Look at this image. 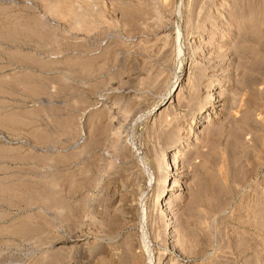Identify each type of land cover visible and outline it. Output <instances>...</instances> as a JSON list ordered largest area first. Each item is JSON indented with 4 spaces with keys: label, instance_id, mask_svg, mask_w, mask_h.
Listing matches in <instances>:
<instances>
[{
    "label": "rangeland",
    "instance_id": "obj_1",
    "mask_svg": "<svg viewBox=\"0 0 264 264\" xmlns=\"http://www.w3.org/2000/svg\"><path fill=\"white\" fill-rule=\"evenodd\" d=\"M123 256L264 264V0H0V264Z\"/></svg>",
    "mask_w": 264,
    "mask_h": 264
},
{
    "label": "bare ground",
    "instance_id": "obj_2",
    "mask_svg": "<svg viewBox=\"0 0 264 264\" xmlns=\"http://www.w3.org/2000/svg\"><path fill=\"white\" fill-rule=\"evenodd\" d=\"M199 122H202V121L200 120ZM203 123H204V122H203ZM178 151H180V149H179ZM169 169H170V171H172L173 168H169ZM169 176H173L172 173H170ZM166 182H167V183H166ZM164 184H165V185H163V187H165V186H166V188L169 187V181H168V179H167V180H166V179L164 180ZM33 186H34V185H33ZM36 187H37V186H36ZM36 187H35V188H36ZM33 189H34V188H33ZM173 195H174V194H173ZM173 195L171 194V195H169L168 197H172ZM124 255H125V254H124ZM120 258H121V257H120ZM127 262H128V263L131 262V257H130V256H129V257H128V256H127V257H126V256H123V258L120 259V264H126ZM55 264H57V263H55Z\"/></svg>",
    "mask_w": 264,
    "mask_h": 264
}]
</instances>
